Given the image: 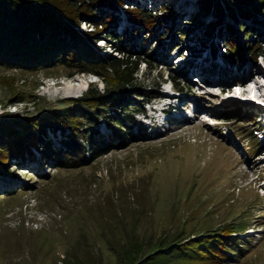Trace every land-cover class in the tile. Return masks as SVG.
<instances>
[{
    "label": "rangeland",
    "instance_id": "1",
    "mask_svg": "<svg viewBox=\"0 0 264 264\" xmlns=\"http://www.w3.org/2000/svg\"><path fill=\"white\" fill-rule=\"evenodd\" d=\"M195 1L132 2L159 13L170 5L177 12L167 22L173 28L171 39L156 42L150 36L143 40L142 30L131 36L132 44L144 41L154 53L157 62H142L138 77L159 95L136 114L143 129L138 130L141 135L136 141L83 166L65 167L35 151L34 155L29 151L12 154L4 163L8 170H0V264H155L152 258L163 247L192 240L209 228L232 221L249 223L241 234L249 239V249L227 264H264V106L259 104L264 103V56L254 58L244 50L243 61L230 65L224 61L226 40L217 36L228 33L226 23L232 19L234 34L243 44L248 31L238 29V20L258 32L257 39L263 41L264 16L255 1H244L241 6L247 8V15L235 19L227 13L229 18L225 14L211 35L204 36L205 23L215 15L211 6L213 10L202 17L205 23L190 25L181 39L179 31L189 26L185 21L193 16ZM219 1L224 13L227 5ZM127 8V4L117 6L116 27L121 33L127 28L129 36L134 26L125 18ZM84 28L95 30L86 22L79 30ZM100 35L99 45L106 41V31ZM210 40L216 45L215 52L206 57L203 54L209 51L206 44L211 46ZM220 47L222 52L213 54ZM201 55L207 60L203 64L213 60L206 73L195 67L202 62ZM217 58L222 62L217 63ZM156 63L158 69H150ZM236 79L241 87H229ZM91 83L100 90L105 88L100 76L65 67H0V116L38 114L46 106L76 99ZM19 94L24 95L23 100H18ZM166 96H174L172 105L185 118L164 120L159 113L153 119L150 109L161 108L160 100ZM226 110L240 117L228 119ZM243 118L251 121L241 122ZM239 123L244 125L240 129ZM97 129L101 136L109 137L105 118ZM252 135L257 138L256 151H252ZM60 137L59 132L47 131L52 142ZM47 153L45 149L43 154ZM190 259L168 264H202L197 258Z\"/></svg>",
    "mask_w": 264,
    "mask_h": 264
},
{
    "label": "trees",
    "instance_id": "2",
    "mask_svg": "<svg viewBox=\"0 0 264 264\" xmlns=\"http://www.w3.org/2000/svg\"><path fill=\"white\" fill-rule=\"evenodd\" d=\"M223 1L235 19L244 17L249 12L241 4L251 0ZM253 1L256 2L257 11L264 16V0ZM132 2L134 0H0V67L32 70L65 67L78 73H94L105 81L104 90L91 83L76 99H69V102L62 100L57 106H46L38 110V114L27 117L1 115V171L8 170L4 163L8 162L12 154L29 151L34 155L33 146L48 159H54L65 167H77L115 149H123L139 138V131L143 129L141 130L135 116L145 110V103L159 97L155 90L147 89L139 79L140 64H152V60H157L153 57L151 48H146L144 41L140 45L132 44L131 36L142 30L143 40L150 36H155L156 42L171 39L173 28L167 22L177 12L170 5L163 6L162 13H159L140 6L138 2ZM126 4L129 18L135 24L129 36L128 29L121 33L116 27L117 6ZM235 4L238 6L236 12ZM211 6L215 8V15L210 22L205 23L202 17L210 12ZM223 17L219 0H199L193 16L185 21L189 26L179 31L180 37L184 39L191 29L190 25L198 23L206 24L203 35L210 36ZM83 22L90 24L95 30H79ZM237 22L239 30L248 31L244 37L248 40L244 45L234 34L233 23H226L228 33H225V50L231 65L243 61L244 50L252 53L254 58L264 56V40L257 39L258 32L246 28L245 22ZM160 26H164L162 31H159ZM104 31L106 42L110 39L109 46L118 54L107 53L97 44L98 40H102L100 34ZM252 37L255 40H251ZM199 40L205 41L203 37ZM158 66L156 63L150 69H158ZM172 78L177 88L183 90L177 77ZM23 96L19 94L18 100H23ZM115 111L120 113L115 114ZM224 116L233 119L239 118L240 114L226 110ZM103 118L110 129L107 138L101 136L97 129ZM249 121L251 120L244 118L241 120L248 124ZM239 124L238 129L244 126L243 123ZM47 131L59 132L60 140L52 142L47 138ZM251 137L255 142L252 151H256L259 147L257 138L255 135ZM57 143L58 147L49 146ZM45 149L48 151L47 156L43 154ZM88 153L91 155L86 156ZM248 224L232 221L209 228L192 240L176 244L173 242L168 247H163L152 260L155 264H168L171 260L184 263L190 258H197L200 260L197 262L202 264L235 262L237 258L245 256L249 249V239H244L241 235L246 232Z\"/></svg>",
    "mask_w": 264,
    "mask_h": 264
},
{
    "label": "bare ground",
    "instance_id": "3",
    "mask_svg": "<svg viewBox=\"0 0 264 264\" xmlns=\"http://www.w3.org/2000/svg\"><path fill=\"white\" fill-rule=\"evenodd\" d=\"M196 2V6H197V3L199 2L198 0H196L195 1ZM226 11L224 12V16H225V14H226V18H229L228 17V15H227V13H230L229 11H228V9L227 8H224ZM214 11H215V9H214ZM116 13L118 12V9H116V11H115ZM127 15V14H126ZM125 18H126V20H130V18H129V15H127V16H125ZM231 20V21H230ZM229 21L231 22V23H233L234 24V21H232V19H230ZM132 21L130 20V23H131ZM133 23V22H132ZM130 26H135V24L133 23V25H131L130 24ZM218 36V38H219V36H221L222 37V39L223 40H226L227 39V37H226V34H218L217 35ZM201 41V40H200ZM202 42V41H201ZM210 43H212L211 44V46L210 45H208V44H206V47H207V50H209V51H207L206 53H204L203 55H206V57L207 56H209L210 57V54H207L208 52H212V51H214L215 52V50H214V47L216 46L215 45V43L213 42V41H211L210 40ZM226 44H227V42H226ZM221 48L222 47H220L219 48V51H217L216 53H213V54H217L218 52H222L221 51ZM225 49V48H224ZM193 51H194V49H193ZM224 52V61H226V62H228L229 64H230V62L228 61V59L226 58V54H227V50H224L223 51ZM214 55V56H215ZM218 56V55H217ZM201 57H203L202 55H201ZM206 57H203V58H201L200 59V61H202L201 63L199 62V63H197L196 65L199 67V68H202V69H205L206 67H210V66H213V60H211V62H209V65L208 64H203V63H205L207 60H206ZM219 58H217V63L220 61V62H222L220 59L218 60ZM210 60V59H209ZM239 63H241V61H239L237 64L239 65ZM231 65V64H230ZM182 68H180V70H181ZM195 70V69H194ZM194 70H192V73H193V71ZM199 71H200V73H203V72H201V70L200 69H198ZM205 73L207 72V71H204ZM202 77H204L205 78V76L202 74Z\"/></svg>",
    "mask_w": 264,
    "mask_h": 264
}]
</instances>
